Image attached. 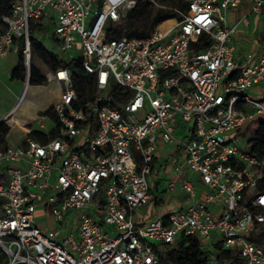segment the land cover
Returning a JSON list of instances; mask_svg holds the SVG:
<instances>
[{
	"label": "built area",
	"instance_id": "2783aa9c",
	"mask_svg": "<svg viewBox=\"0 0 264 264\" xmlns=\"http://www.w3.org/2000/svg\"><path fill=\"white\" fill-rule=\"evenodd\" d=\"M243 0H16L0 21V57L23 41L25 100L31 60V23L51 17L52 37L65 61L81 58L96 95L75 108L68 68L44 73L57 100L42 111L56 120L46 141L29 136L18 145L0 140V264H159L158 248L182 236L209 240L241 264H264V156L251 151V125L264 121V46L238 60V23L228 14ZM249 13L264 0H249ZM140 3L154 17L145 37L127 36L129 15ZM48 11V12H47ZM172 21L161 27L163 22ZM121 33L117 36V33ZM39 87V86H34ZM48 116V115H47ZM40 118V117H39ZM42 127V126H41ZM178 141L187 172L168 182L186 195L165 218L136 222L150 200L148 175L158 132ZM246 137V149L238 145ZM75 211H79L75 214ZM52 217L57 231L36 224ZM73 219L71 231L61 232ZM42 221V220H41ZM218 240L213 244L212 240ZM203 250V249H202Z\"/></svg>",
	"mask_w": 264,
	"mask_h": 264
},
{
	"label": "trees",
	"instance_id": "16d2710c",
	"mask_svg": "<svg viewBox=\"0 0 264 264\" xmlns=\"http://www.w3.org/2000/svg\"><path fill=\"white\" fill-rule=\"evenodd\" d=\"M16 0H0V21L3 17L11 15V6ZM152 8L145 4L140 3L137 8L129 15V21L125 31V35L145 37L150 33L152 26L146 27L152 18V23L166 17V15L157 14L152 17ZM42 29V25L31 23V31ZM120 36L121 33H117ZM23 41L18 40L19 61L17 67L13 70L12 77L18 81L25 80L26 68L24 65V58L22 55ZM31 52L33 57H37L52 71L58 68L66 67L69 69L73 81V86L76 91L75 108L83 107L88 101H92L96 95L93 77L86 75L82 59L76 58L67 63L65 60L60 59L52 54L35 35H31ZM46 84V78L43 73L35 66L30 65L29 68V85L42 86ZM57 86H44V87H30L25 97L27 104L22 105V108L14 113L9 123L25 126L30 120L36 118V111L39 109H46L52 103L54 92L53 89ZM46 115L51 119L56 120L53 111L49 110ZM252 145L251 151L259 156H264V121L255 119L251 125ZM10 128L4 123H0V140L4 144L8 135H10ZM42 141L46 140L44 133H36ZM31 136H34L32 132ZM152 163V162H151ZM220 253L217 254V262L215 264H225L227 261H239L236 255H232L227 250H222L218 247ZM159 264H210L206 260L205 252L201 248L200 240L196 236H182L175 246H167L158 248ZM225 261V262H224ZM241 263V262H240Z\"/></svg>",
	"mask_w": 264,
	"mask_h": 264
},
{
	"label": "crops",
	"instance_id": "0c3cea01",
	"mask_svg": "<svg viewBox=\"0 0 264 264\" xmlns=\"http://www.w3.org/2000/svg\"><path fill=\"white\" fill-rule=\"evenodd\" d=\"M242 6L245 8H242ZM238 8L240 9L229 12L228 23L230 25H234L238 23L233 40L237 45L238 60L241 62L243 61V57L245 53L247 52L257 53L258 50L262 46H264V42H262L264 40H261L253 35V29L249 27V23L247 22L248 17H250L252 14L249 13V8H250L249 0H243L242 4ZM257 16L264 17V12H262ZM255 19L254 21L257 22L258 18L256 17ZM51 21H52L51 17L49 16L48 13H46V16L41 20H39L37 24L42 25V28L46 24L52 26L53 28ZM40 31H41L40 29L37 30L36 31L37 34H40ZM51 40L55 42L53 37H51ZM18 61H19L18 41H16L15 46L10 48L5 56L0 57V122L3 120L5 116L9 115L14 110L24 91L26 74H25V80L23 82L15 80L12 77L13 70L17 67ZM42 73L44 75L45 72ZM49 85H53V84H49ZM30 87H34V86L30 85ZM39 87H43V85ZM58 93L59 92L57 90V96L53 98L51 104H53V101L55 102L57 100ZM256 93L264 96V85H262L258 89H254L249 92V94L252 95ZM42 111L43 109H39L36 111V115H37L36 118L30 120L29 123H27L24 126L25 129H19L18 127H14V128L10 127L11 132L10 135H8L4 145L5 146L18 145L20 139L26 134L27 130H29V136L31 138H34L40 142H45L46 140L42 141L39 135L37 134H35L34 136L30 135L31 133L30 128L34 122L41 119L42 117L41 115L43 114ZM40 112L41 115L38 116ZM46 118H50V116L46 115L42 119H46ZM41 126L42 128L44 127L43 124H41ZM53 126H54V120H53ZM44 134L46 135L48 133L45 132ZM184 135H185L184 129L178 128L175 132V140L171 143H164L163 141H161L159 132L154 137H149L148 139L145 140V142L151 140H154L155 142L156 152H155V157L152 160V163H150V173L148 175V181L151 182L152 181L151 177L153 176L155 177L156 181L155 182L153 181V185L149 184L150 185L149 203L145 206L140 207L141 211H139L138 213L136 212V222L138 224L146 223L147 221L154 218H165L168 214L176 210H179L180 208L184 207V205L186 204V195L184 193L182 192L169 193L166 188L168 182L175 181L178 179L180 175L176 171V167L178 166L181 167L183 171L182 174L185 175L187 178L192 180L196 179V176L194 174L187 172L185 166V156L178 143V141L182 139ZM170 206L175 207V209L172 210L171 212H169Z\"/></svg>",
	"mask_w": 264,
	"mask_h": 264
},
{
	"label": "rangeland",
	"instance_id": "374dc122",
	"mask_svg": "<svg viewBox=\"0 0 264 264\" xmlns=\"http://www.w3.org/2000/svg\"><path fill=\"white\" fill-rule=\"evenodd\" d=\"M241 8V7H240ZM240 8H237L236 10H239ZM242 8H245L242 6ZM258 15V14H257ZM255 15L254 13L251 14L250 17H248L247 19V22L249 23V27L251 29H253V35L261 40H264V17H259ZM258 18L257 22L254 21L255 18ZM256 20V19H255ZM52 33H53V28L52 26L50 25H44L43 28L41 29L40 31V34H37V32L35 31H31V35H34L35 34V37L38 39L39 42H41L52 54L56 55L57 57H59L60 59L62 60H65L67 58L66 55H62L61 53V50H60V47L51 40V37H52ZM264 42V41H262ZM30 65H35L41 72H49V68L43 64L41 62L40 59H38L37 57H33L31 55V60H30ZM44 86H51L49 85L48 83H46ZM57 87H55L53 89V92H54V97L57 96ZM53 97V98H54ZM54 103V101H53ZM27 104V101L26 99L24 100V102L22 103V105H26ZM22 105L20 106L19 109L22 108ZM50 110V109H49ZM51 111V110H50ZM41 115V112L38 114V116ZM41 124H43V128L41 127ZM14 128V127H13ZM53 128V120L50 119V118H46V119H40V120H37L36 122L33 123V125L31 126L30 128V131L32 132L33 135H35L36 133H49L51 132ZM246 137H240L239 140H238V145L241 147V148H244L246 149ZM152 181L149 182V184L153 185V181L155 182V177H151ZM175 207L174 206H170L169 207V212H171L172 210H174ZM139 211H141V208H138L136 209V212L138 213ZM79 211H75V214H78ZM36 224L40 227H44V228H49V229H52L54 231H57V223L52 219V217L48 216V215H45L44 218H42V216H40L39 214L36 215ZM69 220H67L66 218V221H67V226L65 228H62V229H59V236H61V232L64 233V231L67 229V231H71V228H75V227H72V223H73V219L72 217L69 218ZM42 220V221H41ZM200 240V244H201V248L203 249V251L207 252V251H211V243L209 240H204L202 238H199ZM218 240H212V243L213 244H217ZM214 251H216V254L220 253L221 250H219L218 248L214 249ZM225 262V261H224ZM225 264H241L239 261H227L225 262Z\"/></svg>",
	"mask_w": 264,
	"mask_h": 264
},
{
	"label": "bare ground",
	"instance_id": "6f19581e",
	"mask_svg": "<svg viewBox=\"0 0 264 264\" xmlns=\"http://www.w3.org/2000/svg\"><path fill=\"white\" fill-rule=\"evenodd\" d=\"M170 23H172V21L163 22L160 26L163 28V27L169 25ZM18 110H19V109H18ZM18 110H17V111H18ZM17 111H16V112H17ZM16 112H15V113H16ZM11 126H12V127H18L19 129H25V127L20 126V125H17V124H11Z\"/></svg>",
	"mask_w": 264,
	"mask_h": 264
}]
</instances>
